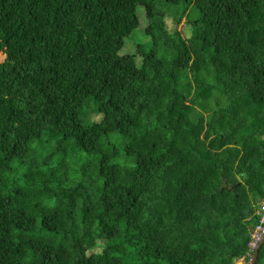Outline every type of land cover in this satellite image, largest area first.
Here are the masks:
<instances>
[{
    "label": "trees",
    "instance_id": "obj_1",
    "mask_svg": "<svg viewBox=\"0 0 264 264\" xmlns=\"http://www.w3.org/2000/svg\"><path fill=\"white\" fill-rule=\"evenodd\" d=\"M140 7L147 47L122 52ZM0 53V264L245 255L264 0H0Z\"/></svg>",
    "mask_w": 264,
    "mask_h": 264
},
{
    "label": "rangeland",
    "instance_id": "obj_2",
    "mask_svg": "<svg viewBox=\"0 0 264 264\" xmlns=\"http://www.w3.org/2000/svg\"><path fill=\"white\" fill-rule=\"evenodd\" d=\"M143 13L144 12L142 10V7H140L139 12H138V16L140 20V27L135 29L132 32V34H130L128 37L125 38V45H124L122 52L134 53V50L136 49L137 45H142V46L147 47V41L149 40V38L143 32H141V27H143L144 24L147 25V20ZM169 25L173 26L170 20H168V26ZM177 29L180 30L183 33V35L186 37L187 23H186V18L184 16L180 18V21L177 24ZM3 59H4V55L0 53V62ZM177 168H179V166H177ZM262 201H264V199H261L258 201L256 205V209L260 206ZM255 213H256V210H255ZM263 238L261 240H263ZM257 249H258V246H254V247L248 246V249L246 250L245 255L236 259L234 263L232 264H251L254 258V253ZM245 257H247V259H245Z\"/></svg>",
    "mask_w": 264,
    "mask_h": 264
},
{
    "label": "built area",
    "instance_id": "obj_3",
    "mask_svg": "<svg viewBox=\"0 0 264 264\" xmlns=\"http://www.w3.org/2000/svg\"><path fill=\"white\" fill-rule=\"evenodd\" d=\"M256 214L259 215V219L252 229L250 241L248 242L249 247L258 246L264 237V201L256 209Z\"/></svg>",
    "mask_w": 264,
    "mask_h": 264
},
{
    "label": "water",
    "instance_id": "obj_4",
    "mask_svg": "<svg viewBox=\"0 0 264 264\" xmlns=\"http://www.w3.org/2000/svg\"><path fill=\"white\" fill-rule=\"evenodd\" d=\"M264 242V238L263 240L260 242V244L258 245V248L261 246V244ZM257 254H258V249L255 251L254 253V258H253V261L251 264H254L255 263V260H256V257H257Z\"/></svg>",
    "mask_w": 264,
    "mask_h": 264
}]
</instances>
